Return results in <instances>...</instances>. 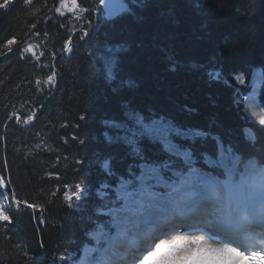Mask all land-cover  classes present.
<instances>
[{"label": "trees", "instance_id": "16d2710c", "mask_svg": "<svg viewBox=\"0 0 264 264\" xmlns=\"http://www.w3.org/2000/svg\"><path fill=\"white\" fill-rule=\"evenodd\" d=\"M59 6L11 0L0 9V203L7 196L11 220L0 219V264H75L85 244L94 245L87 233L107 219L96 214L105 203L96 193L102 181L117 183L102 162L123 175L137 162L123 142L105 139L116 135L108 122L123 120L126 108L219 136L243 160L264 165V125L249 119L243 103L256 71L264 113V0H141L133 15L111 19L101 10L61 14ZM73 33L71 51L54 61ZM27 45L37 53L24 52ZM110 49L118 55L114 79L104 59ZM141 146L146 155L158 147ZM194 149L216 154L211 138ZM76 185L80 199L69 206Z\"/></svg>", "mask_w": 264, "mask_h": 264}, {"label": "snow or ice", "instance_id": "6c2138e0", "mask_svg": "<svg viewBox=\"0 0 264 264\" xmlns=\"http://www.w3.org/2000/svg\"><path fill=\"white\" fill-rule=\"evenodd\" d=\"M10 3L3 0L0 9L8 10ZM140 3L141 0H99L84 8L77 0H71L70 6L67 0H60L56 11L63 14L65 7L87 13L106 9L108 17L120 18L133 15L134 6ZM87 35L85 31L80 38ZM13 43L9 39L5 45L9 52ZM23 51L31 52L32 48ZM109 52L104 59L109 78L114 79L118 55L111 49ZM54 77L55 73L49 75L47 82ZM210 77L219 79V74L213 72ZM235 79L244 83L243 75ZM244 101L252 103V96H245ZM123 116V120L108 122L116 135L106 134L105 139L109 144L123 142L137 162L127 166L126 175L112 171L109 159L102 162L106 175L116 176L117 183L113 186L108 181L101 182L96 195L105 203L96 209V214L107 219L96 221V229L87 233L95 243L91 247L85 244L78 264H236L242 259L264 264V250H256L257 245L264 248V165L252 158L243 160L231 145L204 130L163 118L152 119L130 107ZM251 116L264 125V113L251 111ZM209 138L215 143V156L194 149L198 140ZM249 139L255 138L249 135ZM143 141L158 146L148 149L152 155L145 154ZM75 187L76 193L65 197L69 206L73 196L80 199V185ZM13 200L19 207L21 201L15 196ZM24 203L28 208L36 207ZM0 219L11 222L2 203ZM161 224L170 227L160 228ZM184 224L191 230L177 233ZM177 235L190 239H174Z\"/></svg>", "mask_w": 264, "mask_h": 264}, {"label": "rangeland", "instance_id": "374dc122", "mask_svg": "<svg viewBox=\"0 0 264 264\" xmlns=\"http://www.w3.org/2000/svg\"><path fill=\"white\" fill-rule=\"evenodd\" d=\"M103 15H104V17H105L106 19H111L110 17H108V15H107V10H106V9L103 10ZM26 47H31V48H32V51H31V52H26V53H28V54L33 55V53L36 54L37 51H38V46H37V45H27ZM253 72H256V71H253ZM257 73H258V72H257ZM258 74H259V73H258ZM260 82H261L260 74H259V83H258V84H256V82H252V81L249 80V85L251 86V92L248 94V96H252V99H253V100L255 99V96H256L257 91H258V89H259ZM244 102H245V101H244ZM244 102H243V103H244ZM244 109H245V113L247 114V116L249 117V119L252 120V121H254V122H257L256 119H255L254 117L251 116V111H253V110L250 109V108H246L245 105H244ZM246 109H248V110H246ZM258 114H261V112L259 111ZM247 136H249V134H247ZM0 188L4 191V187H3L2 184H0ZM1 203L4 205V213H5V215H7V208H9V205H10L9 202H8V200H7V196H4V199L1 201ZM184 226H186V227H184ZM184 226H183V228H179V229H178L179 231H177V233L187 232V231H190V230H191V229L188 227V224H184ZM200 226H203V225H200ZM165 227H170V225H164V226H162V227H160V228H165ZM209 230H211V229H209ZM156 234H159V230H156ZM177 236H178L179 238H181V239L190 238V237H185V236H183V235H177ZM177 236H174L173 238H174V239H175V238H178ZM89 247H91V246H89ZM82 256H84V249L81 251L80 258H81ZM78 262H79V261H78ZM78 262L75 263V264H78ZM239 262H240V263L247 262V263H249V264H253V261H252L251 259H242V260H240ZM239 262H238V263H239ZM182 264H191V261H184V262H182Z\"/></svg>", "mask_w": 264, "mask_h": 264}, {"label": "bare ground", "instance_id": "6f19581e", "mask_svg": "<svg viewBox=\"0 0 264 264\" xmlns=\"http://www.w3.org/2000/svg\"><path fill=\"white\" fill-rule=\"evenodd\" d=\"M250 81H252V82H256V84H258L259 83V74L257 73V72H252V74H251V77H250ZM248 96V95H247ZM253 100V99H252ZM244 105L246 106V108H250V109H252L253 111H255V112H257V113H259V108H258V106H257V103H256V100L254 99L253 100V102L252 103H247L246 104V102H244ZM176 223H180V221H176ZM177 231H179L178 229H177ZM178 237V236H177ZM179 238V237H178ZM179 239H181V238H179ZM188 239H190V238H188ZM240 260H238L237 262H236V264H249V263H247V262H244V263H240L239 262ZM239 262V263H238Z\"/></svg>", "mask_w": 264, "mask_h": 264}, {"label": "water", "instance_id": "95a60500", "mask_svg": "<svg viewBox=\"0 0 264 264\" xmlns=\"http://www.w3.org/2000/svg\"><path fill=\"white\" fill-rule=\"evenodd\" d=\"M78 11V10H77ZM80 12V11H79ZM97 17H98V14L96 13V15H95V18L97 19ZM76 33H73L72 34V36L70 37V40H69V42H68V44L66 45V47L64 48V50L61 52V53H59V55L57 56V57H53V60L55 61L57 58H59L60 56H62L66 51H67V48L69 47V44L72 42V39H73V37H74V35H75ZM86 38V36L84 37V39ZM162 226H164V224H161V226L160 227H162ZM52 264V263H51Z\"/></svg>", "mask_w": 264, "mask_h": 264}]
</instances>
